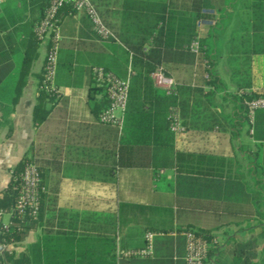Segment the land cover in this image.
<instances>
[{"label": "crops", "instance_id": "0c3cea01", "mask_svg": "<svg viewBox=\"0 0 264 264\" xmlns=\"http://www.w3.org/2000/svg\"><path fill=\"white\" fill-rule=\"evenodd\" d=\"M215 1L219 9L204 11L212 19L198 21L196 28L212 58L216 85L205 84L202 60L193 55L191 67L180 57H172L166 69L159 66L177 82L186 132L170 133L166 116L156 133L149 127V145L129 146L120 144L122 130L98 122L102 101L108 98L92 72L109 49L82 13L58 16L55 84L60 95L48 103L45 121L33 127L47 42L38 44V57L12 104L25 43L44 3L0 0L4 66H12L0 83V191L24 154L39 168L44 188L41 225L9 250L27 253L47 238L55 249L72 247L73 261H86L85 242L105 238L114 241V264H138L153 260L154 254L139 259L118 252L142 248L148 231L178 228L207 234L211 248L205 264H231L238 246L252 241L264 246V142L252 137L235 98L243 93L264 96V54L253 55L250 66H243L250 37L240 29L247 20L246 0ZM156 2L101 0L98 11L116 43L133 46L142 37L141 25L134 20L129 24L124 4L150 7ZM248 79L250 88H243ZM177 178L191 183L182 194L173 190ZM98 264L113 263L106 258Z\"/></svg>", "mask_w": 264, "mask_h": 264}, {"label": "trees", "instance_id": "16d2710c", "mask_svg": "<svg viewBox=\"0 0 264 264\" xmlns=\"http://www.w3.org/2000/svg\"><path fill=\"white\" fill-rule=\"evenodd\" d=\"M227 1L225 0L226 3ZM91 2L98 10L101 0H91ZM43 3L42 11L44 12L49 0H43ZM244 6L247 20L241 22L240 29L250 32V37L246 39L245 42L249 45L246 51L242 53L243 66H250L253 55L264 54V0H246ZM123 9L130 11L127 14L130 19L129 24L135 21V23L141 25L142 37L133 46H127V43L122 40H120L122 45L114 41H104L109 49V54L103 56L101 62L96 64V67H102L120 78H125L130 69L128 101L120 144L129 146L149 145V137H152L148 134L149 127L153 125L156 133L161 128L170 106H178L180 112L182 109L178 94L166 95L163 91L155 88L149 78V74L159 66L166 69L167 63L169 64L172 57H180L181 60H184L183 62L186 66L191 67L193 56L187 50L185 51V46L189 44L195 35L198 21L212 19V16L204 11L219 9V7H217L215 0H157L150 7L147 5L139 7L136 3L128 6V3H125ZM148 11L151 12L150 18L147 16ZM73 12L75 11L72 7L66 5L61 9L60 14H71ZM142 13H146L145 19H143L144 15ZM214 27L211 29L214 30ZM4 40L6 39L0 38V83L9 75L10 67H12L4 66L6 65L5 48L2 42ZM150 40H152V45L149 47ZM243 40L245 39L243 38ZM39 43L41 42L37 40L33 33L25 43L26 53L19 67L17 86L13 92L12 104L16 103L26 83V78L31 73V65L38 57ZM201 45L204 59L208 60L210 67H212V58L205 49L203 39H201ZM175 50H179V52H175ZM208 73L209 79L205 81V84L216 85L217 77L212 74L211 70ZM246 74L248 78V71ZM92 76L94 77L93 72ZM42 80L43 72L38 84V101L32 111L34 128L39 127L45 121L50 112L47 105L55 99L54 96L39 89ZM235 83L237 84V82ZM250 85L251 83L248 79L243 88H250ZM237 88H239L238 85ZM261 96L255 93H243L238 97L235 96L240 109L243 111V119L249 127L251 125L247 118L246 103ZM108 103V99L107 101H102V110L108 107ZM251 128L254 140L264 142V109L255 113ZM10 131L9 129L5 137L10 136ZM155 138L153 137L152 141L158 142ZM28 152L33 154L32 147L29 148ZM28 160L27 154H24L12 169L9 182L0 191V210L7 211L14 205L20 189V176ZM189 181L187 178H177L173 190L177 194H182L186 186L191 184ZM42 203L43 195L40 198V213L36 220L17 218L14 219L13 226L7 232H0V248L7 245L20 244L30 231L36 230L41 225ZM177 230L184 229L178 228ZM196 233L209 240L205 232L196 231ZM50 241H52V238H49ZM85 246L86 256L89 260L73 261L69 257L73 250L72 247L55 249L53 245L47 244V238H45L34 245L27 253L5 251L0 255V264H98L101 259L106 258H109L113 264L115 263L113 254L115 244L113 240L105 238L92 239L86 241ZM76 251L79 253V249ZM153 254V260H143L138 264H165L166 262L167 264H184V241L180 237L175 239L170 237L157 239L154 243ZM128 263L134 264L135 260H129ZM120 264H125V262ZM231 264H264V246L259 250L256 241L238 246L235 259Z\"/></svg>", "mask_w": 264, "mask_h": 264}, {"label": "built area", "instance_id": "2783aa9c", "mask_svg": "<svg viewBox=\"0 0 264 264\" xmlns=\"http://www.w3.org/2000/svg\"><path fill=\"white\" fill-rule=\"evenodd\" d=\"M70 5L75 12L82 13L91 25L94 35L102 41L118 42L113 31L106 26L99 11L91 0H49L48 6L43 12L40 21L35 25L33 33L38 41L47 42L43 65V80L39 89L59 98V91L55 84L57 72L58 52L60 47L61 34L58 23V16L61 9ZM201 21V20H200ZM202 34L196 28V33L185 49L197 59L202 60L204 66V78L209 79L208 71L211 70L210 62L204 59L203 47L201 45ZM95 80L106 89L109 100L108 107L98 114V122L102 125L112 126L121 131L124 123L126 105L128 101L130 69L125 78H120L102 67L93 68ZM153 86L166 95H176L178 85L171 76H168L163 68L157 67L149 74ZM247 118L252 126L255 113L264 109V96L254 98L246 103ZM168 130L174 135L186 132V127L181 117L178 106H170L167 113ZM250 126V132L252 128ZM44 188L42 186L41 173L32 160H28L23 167L20 176V189L14 205L7 211L0 210V232H7L13 226L14 219L36 220L40 213V198ZM177 238L184 241V264H205L211 248V240L204 238L192 229L148 231L144 235V246L135 250L119 251L120 257L124 258H147L153 255L154 243L158 238ZM8 246L0 248V255L5 251L11 252Z\"/></svg>", "mask_w": 264, "mask_h": 264}, {"label": "rangeland", "instance_id": "374dc122", "mask_svg": "<svg viewBox=\"0 0 264 264\" xmlns=\"http://www.w3.org/2000/svg\"><path fill=\"white\" fill-rule=\"evenodd\" d=\"M261 248H259V250H260Z\"/></svg>", "mask_w": 264, "mask_h": 264}]
</instances>
